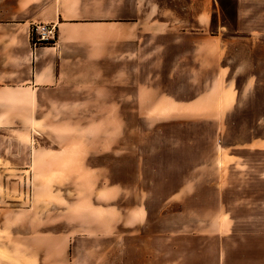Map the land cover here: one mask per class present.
<instances>
[{"label": "crops", "instance_id": "obj_1", "mask_svg": "<svg viewBox=\"0 0 264 264\" xmlns=\"http://www.w3.org/2000/svg\"><path fill=\"white\" fill-rule=\"evenodd\" d=\"M177 1L0 0V140L14 127L27 128L34 138L35 126L57 124L56 113L64 109L68 144L80 141L87 150L82 149L84 155L109 152L119 159L121 136L116 129L126 122L121 108L134 112L129 123L228 124L239 108L255 105V116L242 115L247 133L240 143L223 148L220 159L226 165L239 161L242 182L246 179V186L256 189L258 226L264 225V98H259L261 88L264 91V0H233L234 26L229 32L220 18V0ZM32 23L55 24L54 41L34 45ZM206 31L209 39L203 38ZM230 51L241 58L244 53L247 61L253 55L257 73L234 68L245 79L240 84L228 81ZM254 74L257 83L251 84ZM246 91L251 93L245 103H238ZM49 138L67 136L55 133ZM77 156L68 145L69 170L85 166V158ZM200 169L202 165L190 167L187 178L163 202L190 197ZM223 184L206 183L216 193ZM108 189L111 199L101 203L122 197L120 181ZM96 193L103 196L101 190ZM149 194L141 188L126 209L113 208L120 223L107 232L95 227L76 231L73 224L54 233L12 229L0 246V264H128L126 252L132 247L128 250L126 241L136 236L132 227L148 219L144 203ZM72 218L73 212H68V221ZM226 219L219 213L215 223ZM244 219L248 224L251 217ZM256 234L264 235V227Z\"/></svg>", "mask_w": 264, "mask_h": 264}, {"label": "rangeland", "instance_id": "obj_2", "mask_svg": "<svg viewBox=\"0 0 264 264\" xmlns=\"http://www.w3.org/2000/svg\"><path fill=\"white\" fill-rule=\"evenodd\" d=\"M218 4L220 18L229 32L234 26V1L220 0ZM203 38L209 39L208 31ZM226 60L227 80L234 84L245 79V75H236L239 69L257 73L256 58L251 54L247 61L244 53L241 58L239 52L230 51ZM250 78L251 84L257 83L255 74ZM262 89L259 98H264ZM249 93L241 95L238 103L244 104ZM65 112L60 109L56 113L57 124L44 122L35 126L38 134L34 138L27 128L14 127L0 140V246L12 229L54 233L64 232L73 224L72 230L76 231H92V227L110 231L120 223L113 217V208L126 209L131 196L142 188L150 193L144 203L148 219L132 227L136 236L126 241L128 250L132 247L126 252L128 264H264V235L256 234L258 228L264 227L258 226L256 220V189L247 187L246 179L242 182L239 161L226 165L220 159L223 148L240 143L247 133L249 125L241 123L242 115L247 112L255 116V105L239 108L228 124L129 123L128 116L134 112L121 108V119L125 117L126 122L116 129L121 136L120 160L109 152L84 155L80 141L68 144ZM45 119L48 121L49 117ZM16 131L19 133L13 136ZM55 133L67 138H49ZM68 145L78 153L74 158H85V169L79 164L77 169H68ZM229 150L240 155L238 149ZM215 157L218 171L213 167ZM96 165H102L100 171H91L90 167ZM195 165H202V170L200 177L192 181L196 187L191 189V196H184L182 202H163ZM119 181L122 197L101 203L111 199L106 194L108 185ZM216 181L226 183L220 185L217 193L213 186L206 185ZM98 190L103 196H97ZM71 211L74 218L70 222ZM219 213L227 219L216 225ZM248 215L251 220L247 224L244 218Z\"/></svg>", "mask_w": 264, "mask_h": 264}, {"label": "built area", "instance_id": "obj_3", "mask_svg": "<svg viewBox=\"0 0 264 264\" xmlns=\"http://www.w3.org/2000/svg\"><path fill=\"white\" fill-rule=\"evenodd\" d=\"M55 24L32 23L30 28L31 40L35 44H50L55 39Z\"/></svg>", "mask_w": 264, "mask_h": 264}]
</instances>
